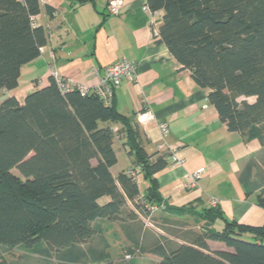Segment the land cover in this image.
I'll list each match as a JSON object with an SVG mask.
<instances>
[{
    "label": "trees",
    "instance_id": "16d2710c",
    "mask_svg": "<svg viewBox=\"0 0 264 264\" xmlns=\"http://www.w3.org/2000/svg\"><path fill=\"white\" fill-rule=\"evenodd\" d=\"M147 4L164 12L156 43L168 48L197 85L210 90L208 100L228 131L263 142L264 0ZM39 13V0H0V92L17 89L22 67L39 58L47 45L46 30L34 26ZM241 97L256 101L239 102ZM117 125L121 128L115 131ZM121 136L147 183L144 191L127 173L117 178L111 173L118 163L114 142ZM167 159L165 154L148 155L138 123L121 115L113 102L107 105L97 94L78 90L62 93L53 77L23 104L15 97L4 100L0 248L24 247L56 264H90L95 256L84 246L98 233L99 221L122 222L128 202L137 198L148 208L162 205L155 176L168 166ZM104 198L111 201L101 205ZM257 202L264 208V188ZM216 217L224 223L221 230L187 232L186 244L159 241L152 249L156 264H264V226L230 222L213 209L197 220L211 228ZM126 219L132 224H122L124 233L141 252L144 226L133 212ZM209 241L231 251L210 252Z\"/></svg>",
    "mask_w": 264,
    "mask_h": 264
},
{
    "label": "crops",
    "instance_id": "0c3cea01",
    "mask_svg": "<svg viewBox=\"0 0 264 264\" xmlns=\"http://www.w3.org/2000/svg\"><path fill=\"white\" fill-rule=\"evenodd\" d=\"M80 1L39 0L40 13L35 24L46 30L47 45L41 49L39 58L22 67L17 89L0 92V103L15 97L23 104L30 93L48 86L51 72L94 91L105 78L107 67L127 59L135 65L134 76L115 89L113 105L121 115L138 123L148 155H168V166L155 176L162 199L156 211L164 212L163 221L187 226L186 217L179 216L180 211H189L190 217L198 219L213 209L230 222L263 227L264 208L259 206L257 198L264 188V141L247 140L240 133L229 132L208 100L210 90L197 85L168 48L156 43L157 23L163 19L164 12L159 11L154 18L143 10L147 0H119L123 4L121 13L113 16L108 11L112 0ZM241 98L247 102L253 99L250 104L256 101L255 97ZM146 110L155 115V120L141 123L138 115ZM160 124L169 128L170 133L165 137ZM118 128L121 126H115ZM125 141L121 136L114 142L118 158L117 165L111 169L114 178L136 168ZM122 153L127 162L117 170ZM174 158L180 162L176 163ZM197 171H204L202 179L197 186L186 187L190 176ZM141 188L143 191L147 188L145 181ZM110 201L104 198L100 204ZM201 222V230L224 227L219 217L211 228ZM97 226L98 233L84 246L95 256L90 264H106L98 262L104 254L109 264H135L136 259L140 260L137 264H150L151 256L156 263L159 261L152 252L160 241L156 233L147 229L140 233L141 248H149L151 254L144 257L127 238L122 223L105 220ZM110 234L125 239L127 248L122 245L118 249L121 244L112 243ZM168 239L172 244H186L183 240ZM128 247L136 251L130 252L132 248ZM125 251L134 255L133 259L124 261Z\"/></svg>",
    "mask_w": 264,
    "mask_h": 264
},
{
    "label": "rangeland",
    "instance_id": "374dc122",
    "mask_svg": "<svg viewBox=\"0 0 264 264\" xmlns=\"http://www.w3.org/2000/svg\"><path fill=\"white\" fill-rule=\"evenodd\" d=\"M1 98L2 97L0 96V99ZM243 101H244L243 98L239 99V102H243ZM248 102H253V99H249ZM118 146H121V145H118ZM119 160H120V165H119V167H117V170L120 169V167L123 166L127 162L126 161V155L124 153L120 154ZM12 174L15 175L16 177L20 178L22 181H25L22 178V176L20 175L19 171H17V169H13ZM117 177L118 176H116V178ZM143 181H144L143 176H141L140 182L143 183ZM102 203H103V201H102ZM144 204H145L144 201L143 200L140 201L138 198L136 199L135 202L130 201L129 204L127 205L126 209H125V214L123 216V219L126 218L127 214H129L130 212H133L134 214H137V215L139 214L141 216V218L139 217V215L137 216L138 222H141L144 225V230L147 229V230H150V232L152 231V232L156 233L158 235V237L160 238V241H162V242L169 240L168 239L169 237L172 238L173 240H175V239L183 240V237L186 236L187 232L201 233V229L199 228L200 222L197 219H194L192 216L190 217L189 211H184V212L180 211L181 215H179L182 218L186 217L185 220L188 222L187 226L175 225L171 221H169L167 223L163 221V218H161V216H164L163 211H162L163 213L156 211V209H157L156 207H155L154 211L148 210ZM168 208L169 207H167L166 209H168ZM114 223H116V222H114ZM118 223L123 224V223H125V221L122 220V222H118ZM112 234H110V236L114 239V242H112V243L121 244L118 247L116 246L118 249L123 248L122 245L125 246L124 249L127 248L128 243L126 242L125 239L119 238L116 234H114V236H112ZM208 243L211 246L210 252H215V251H220V250L231 251L230 249H227L225 247V245L222 243H217V242H213V241H209ZM128 248H130V249L132 248L130 250V252H132V250L136 251L138 247L136 248V250L134 247H128ZM130 252H129V254H127V252H126V254H124V256H123L124 261H129V260L133 259L134 255H132ZM141 252L144 255V257L147 254L148 255L150 254L149 248H147V249L145 248V250L142 248ZM141 252H140V254H141ZM127 255H132V258L126 259ZM98 257L99 256L96 254V258H98ZM103 257L104 258H101L100 262L101 263L104 262L106 264H109V263H107L109 260V258L107 257V254L106 255L104 254ZM135 261H137V262H135V264L140 263V260L136 259ZM150 262L147 261V263L156 264V261L152 256H151ZM50 263H51V261L44 260L39 255L35 254L32 251L25 249L24 247H18L15 249L0 248V264H50Z\"/></svg>",
    "mask_w": 264,
    "mask_h": 264
},
{
    "label": "built area",
    "instance_id": "2783aa9c",
    "mask_svg": "<svg viewBox=\"0 0 264 264\" xmlns=\"http://www.w3.org/2000/svg\"><path fill=\"white\" fill-rule=\"evenodd\" d=\"M19 1H23V0H19ZM122 7L123 4L121 1L112 0L108 4V11L111 15L118 16L121 13ZM143 10L149 13L154 18L157 17L159 14V11H152L147 3L143 6ZM33 20H34V26H36L35 18H33ZM134 72H135V65L133 62L127 59L118 61L115 64L106 68L105 78L101 80L100 84L97 86V88L94 89V91H90L88 90V88L84 86L75 85L71 81H68L64 78H60L54 72L51 73H52V77L56 80L62 93H69L74 90H78L83 95L94 93L97 94L100 98H102L107 105H111L113 102L115 89H117L125 80L133 78ZM138 119L141 123H146L155 120V115L150 110H146L138 115ZM159 128L163 137L167 136L170 133L169 128L166 124H160ZM115 131H117V129H115ZM174 161L176 163L180 162L177 158H174ZM127 174L132 178L134 182H136L139 185V188L142 190L141 188L142 183L140 182V177L142 176L141 171L139 169L132 168L127 172ZM203 175H204V171H197L193 173L190 176V180L186 185V187L197 186L198 181L202 179ZM143 198H144V193L141 192L140 199ZM215 204L216 203H214V205ZM147 206L148 205H146V207ZM148 209L154 211L155 207L150 206ZM137 253H139L138 250ZM131 258L132 255L126 256V259H131Z\"/></svg>",
    "mask_w": 264,
    "mask_h": 264
}]
</instances>
